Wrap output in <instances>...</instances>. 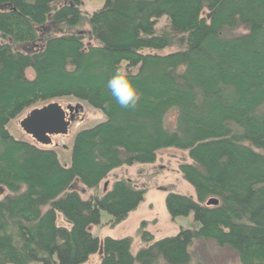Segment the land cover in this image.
I'll list each match as a JSON object with an SVG mask.
<instances>
[{"label": "trees", "instance_id": "16d2710c", "mask_svg": "<svg viewBox=\"0 0 264 264\" xmlns=\"http://www.w3.org/2000/svg\"><path fill=\"white\" fill-rule=\"evenodd\" d=\"M82 3L0 0V264L86 262L99 247L89 226L102 211L121 222L145 189L120 178L83 199L72 185L104 187L113 169L153 163L167 148L188 151L178 168L195 195L169 190L167 210L192 213L198 227L154 239L143 225L149 245L135 255L130 237H105L98 264H190L193 239L264 264V0H104L91 14ZM81 23L94 43L69 30ZM122 63L139 92L134 109L107 88ZM63 97L105 116L75 133L67 167L8 129Z\"/></svg>", "mask_w": 264, "mask_h": 264}, {"label": "rangeland", "instance_id": "374dc122", "mask_svg": "<svg viewBox=\"0 0 264 264\" xmlns=\"http://www.w3.org/2000/svg\"><path fill=\"white\" fill-rule=\"evenodd\" d=\"M103 3L104 0H83L81 9L84 13L91 14L101 8ZM165 22V18H161L157 23V28L163 26ZM69 30L75 33L78 31L83 32L84 42L88 43L91 41L94 43L91 39L90 27L87 23L77 24L69 28ZM55 31L59 32L62 30L55 29ZM177 47V45H172L166 49ZM121 66L124 67V63ZM136 69L135 67L132 71L134 72ZM26 75L29 78L33 77L32 70H26ZM55 101L61 104L63 108L67 106H78L80 113L78 119L71 122L67 134L53 135L51 137L52 143L49 145H42L36 142L19 125L20 120L30 109L40 107L44 104H37L23 111L9 124L8 129L16 138H23L35 142L40 147L54 149L57 152L60 163L67 167L70 162V149L75 133L82 128L93 126L104 120L105 116L100 110L72 97L58 98ZM169 119L171 120L172 118ZM186 158L188 159L187 150L167 148L158 152L156 160L153 163H135L132 165H122L113 169L107 177L109 185L105 188L103 187V183H100L95 189L85 188L77 181L72 185L79 191L78 193L83 199H87L92 194H102L106 188H110L114 180L120 178L130 180L135 186L145 189L144 199L121 222L115 225L107 224L111 220V217L102 211L100 213V224L89 226L88 229L91 234L99 239V247L98 251L90 255L83 264L100 263L103 256L102 244L105 237L116 239L130 237V250L135 255L139 248L149 245L148 242H144L141 238L139 229L143 225L144 229L150 232L154 239L176 235L180 227H198V223L193 220L192 213H189L187 216L172 218L165 204V197L169 190L195 197L192 186L183 179L178 168L179 162ZM56 222L58 225L68 226L61 213H56ZM188 250L190 253V264H240L237 253L233 249L227 246L220 247L213 240L193 239Z\"/></svg>", "mask_w": 264, "mask_h": 264}, {"label": "water", "instance_id": "95a60500", "mask_svg": "<svg viewBox=\"0 0 264 264\" xmlns=\"http://www.w3.org/2000/svg\"><path fill=\"white\" fill-rule=\"evenodd\" d=\"M78 109V106H67L63 108L56 101H50L40 107L30 109L20 120L19 125L22 130L31 136L36 142L42 145L52 143L53 135H65L72 121V117H67L72 109ZM107 182L104 183V188ZM216 198H209L207 205H216Z\"/></svg>", "mask_w": 264, "mask_h": 264}, {"label": "clouds", "instance_id": "9594fccd", "mask_svg": "<svg viewBox=\"0 0 264 264\" xmlns=\"http://www.w3.org/2000/svg\"><path fill=\"white\" fill-rule=\"evenodd\" d=\"M107 88L116 103L124 109H134L139 92L124 67H118L107 81Z\"/></svg>", "mask_w": 264, "mask_h": 264}, {"label": "flooded vegetation", "instance_id": "af4514ba", "mask_svg": "<svg viewBox=\"0 0 264 264\" xmlns=\"http://www.w3.org/2000/svg\"><path fill=\"white\" fill-rule=\"evenodd\" d=\"M80 113V109H72L71 112L67 115V117H72V121L74 122L76 119H78V115ZM71 124V123H70Z\"/></svg>", "mask_w": 264, "mask_h": 264}]
</instances>
